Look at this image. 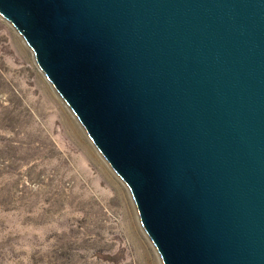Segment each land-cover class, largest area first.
Segmentation results:
<instances>
[{
  "label": "water",
  "instance_id": "95a60500",
  "mask_svg": "<svg viewBox=\"0 0 264 264\" xmlns=\"http://www.w3.org/2000/svg\"><path fill=\"white\" fill-rule=\"evenodd\" d=\"M0 16L163 264H264V0H0Z\"/></svg>",
  "mask_w": 264,
  "mask_h": 264
},
{
  "label": "rangeland",
  "instance_id": "374dc122",
  "mask_svg": "<svg viewBox=\"0 0 264 264\" xmlns=\"http://www.w3.org/2000/svg\"><path fill=\"white\" fill-rule=\"evenodd\" d=\"M0 264H163L129 187L2 16Z\"/></svg>",
  "mask_w": 264,
  "mask_h": 264
}]
</instances>
